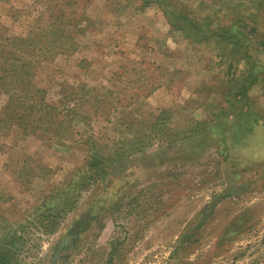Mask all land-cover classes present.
<instances>
[{
    "label": "rangeland",
    "instance_id": "obj_1",
    "mask_svg": "<svg viewBox=\"0 0 264 264\" xmlns=\"http://www.w3.org/2000/svg\"><path fill=\"white\" fill-rule=\"evenodd\" d=\"M174 2L199 23L257 24L253 114L221 115L247 62L176 30L155 4L0 0L5 66L30 72L35 94L16 113L0 92V223L67 188L92 154L120 158L56 234L32 235L29 264H264V0ZM161 115L175 139L154 136Z\"/></svg>",
    "mask_w": 264,
    "mask_h": 264
},
{
    "label": "trees",
    "instance_id": "obj_2",
    "mask_svg": "<svg viewBox=\"0 0 264 264\" xmlns=\"http://www.w3.org/2000/svg\"><path fill=\"white\" fill-rule=\"evenodd\" d=\"M141 1L145 4L157 5L164 13L169 24L176 30L185 33L192 40L204 41L211 46H220L225 43L229 44L233 56L247 62L248 72L234 82V84H229L228 89L221 94L225 105L228 106L227 110L221 115L224 116L226 114L225 116L233 115V118H243L249 112L253 114L250 107L249 99L251 95L249 90L258 81L260 66L255 64L249 52V34L252 30L256 29L257 24L250 28L251 32L249 33V31L247 32L245 30L248 28L244 29L236 22L231 24L224 23L222 25H209V23L204 22L199 23L197 18L190 13H186L180 5L174 2V0ZM24 50L30 51L31 48H24ZM4 53L5 50L0 49V92H7L10 94L9 104L11 110L17 113L20 111V108H22L21 99L24 96L30 97L33 95V100H35V94L29 89L32 81L31 77L29 80L27 79V75H30V72L25 74L22 65L18 67L12 64L11 67H6L5 63L8 62L7 56ZM42 92V96H36V103H38L40 109L51 111L53 106L45 102V92L43 90ZM35 107L36 104L33 102L27 109L33 112L35 111ZM168 115L166 118H163L164 115L158 117L156 126L160 123V127L157 128L163 131L161 130V133L154 135L158 136L157 138L172 140L176 138V133H179L171 130L168 126V119H170ZM221 115H219L218 121L224 118H222ZM60 122L63 123L62 120ZM220 123L226 124V122ZM223 126L224 125H222V127ZM190 128H188L189 134L198 131L194 129L193 126ZM224 130L227 131H223L222 139L226 140L228 129ZM142 143H144V139H138L135 146L144 148ZM219 144L223 145L221 143ZM136 150L139 151L140 149L137 148ZM129 155L130 154H127L126 156ZM119 162V157L116 158L113 156L111 162H109L96 153L92 154L79 169V172L68 179L67 188L51 192L40 202L35 200L33 205L26 210L27 213H25L22 219L11 220V223L5 220V224L0 223V264H29L26 261V254L32 250V246H30L31 241L34 240L32 235L34 233H39L40 236L35 239H40L42 235L50 236L56 234L62 221L75 209L79 198L81 199L82 193L88 191L94 184L100 181L109 165L117 167ZM0 196H2V194H0ZM7 199L9 200L10 198ZM36 247H38V244Z\"/></svg>",
    "mask_w": 264,
    "mask_h": 264
},
{
    "label": "built area",
    "instance_id": "obj_3",
    "mask_svg": "<svg viewBox=\"0 0 264 264\" xmlns=\"http://www.w3.org/2000/svg\"><path fill=\"white\" fill-rule=\"evenodd\" d=\"M42 236H44V235H42Z\"/></svg>",
    "mask_w": 264,
    "mask_h": 264
}]
</instances>
